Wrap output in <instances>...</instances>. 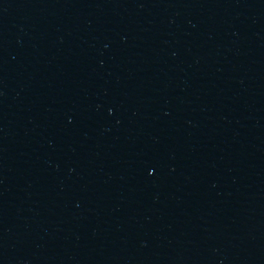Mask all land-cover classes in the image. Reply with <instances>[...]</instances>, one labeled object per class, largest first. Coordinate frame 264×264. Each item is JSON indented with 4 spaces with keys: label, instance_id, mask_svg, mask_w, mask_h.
Masks as SVG:
<instances>
[{
    "label": "water",
    "instance_id": "water-1",
    "mask_svg": "<svg viewBox=\"0 0 264 264\" xmlns=\"http://www.w3.org/2000/svg\"><path fill=\"white\" fill-rule=\"evenodd\" d=\"M0 264H264V0H0Z\"/></svg>",
    "mask_w": 264,
    "mask_h": 264
}]
</instances>
